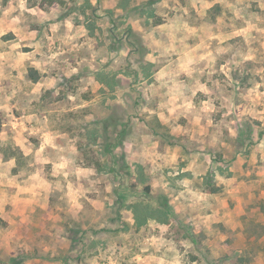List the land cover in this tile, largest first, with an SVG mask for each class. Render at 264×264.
I'll return each instance as SVG.
<instances>
[{
	"label": "rangeland",
	"instance_id": "374dc122",
	"mask_svg": "<svg viewBox=\"0 0 264 264\" xmlns=\"http://www.w3.org/2000/svg\"><path fill=\"white\" fill-rule=\"evenodd\" d=\"M6 17L21 195L0 264H264V0H0Z\"/></svg>",
	"mask_w": 264,
	"mask_h": 264
},
{
	"label": "crops",
	"instance_id": "0c3cea01",
	"mask_svg": "<svg viewBox=\"0 0 264 264\" xmlns=\"http://www.w3.org/2000/svg\"><path fill=\"white\" fill-rule=\"evenodd\" d=\"M8 21L9 20L6 17L4 21L0 22V26H2L5 29L10 30L11 29V27H9L10 24H5L6 22L8 23ZM25 81L32 82L30 81V79H27V78H25ZM34 113L33 114L30 113V114L35 115ZM37 122L39 123V119ZM29 126H30L29 128L37 129L36 128L37 125L31 124ZM15 128L17 129L18 127H15ZM0 133L3 134L2 130ZM16 140H17L16 146H20L21 144L20 138L16 137ZM15 165H17L16 159H10V158L5 159L4 155L0 153V214L2 218H5L4 217L5 213L9 215V212H8L10 210V208L8 207L9 205L14 208L13 211L11 210L13 214H19L16 212V209L18 208L15 207V202L18 201L21 195V191L19 189V183H18L21 175H20V172H17L19 174L16 173L17 175L12 176L13 177L12 183H10L11 178L9 177V175L11 174L10 172L13 169V167H15Z\"/></svg>",
	"mask_w": 264,
	"mask_h": 264
},
{
	"label": "trees",
	"instance_id": "16d2710c",
	"mask_svg": "<svg viewBox=\"0 0 264 264\" xmlns=\"http://www.w3.org/2000/svg\"><path fill=\"white\" fill-rule=\"evenodd\" d=\"M161 1V0H160ZM55 3V1L53 2ZM150 4H147L148 6H146L147 8H144V10H147V11H144V12H148V11H152L153 9H151V6L155 4V2H149ZM137 10V9H136ZM137 45V44H136ZM138 46V45H137ZM104 71H101V73H99V76H100V82L109 87V88H114L115 86L117 87L119 82H118V79L117 77L115 76H107V75H103ZM106 74V73H105ZM30 79L37 83L40 79V75L38 74V72L36 70H31L30 71ZM147 192L150 190L149 188L146 189ZM138 211H140L138 208L135 210V213H138ZM145 218H148V217H141V222L145 220ZM237 263L238 264H249V257H247V255L245 253H239V256L237 257Z\"/></svg>",
	"mask_w": 264,
	"mask_h": 264
}]
</instances>
